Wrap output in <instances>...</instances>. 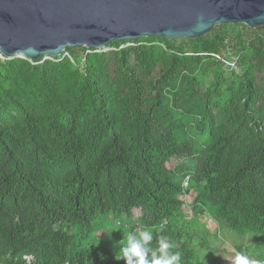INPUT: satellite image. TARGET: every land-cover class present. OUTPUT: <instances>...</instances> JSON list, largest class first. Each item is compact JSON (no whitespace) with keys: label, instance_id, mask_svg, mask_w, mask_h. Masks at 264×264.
Segmentation results:
<instances>
[{"label":"trees","instance_id":"1","mask_svg":"<svg viewBox=\"0 0 264 264\" xmlns=\"http://www.w3.org/2000/svg\"><path fill=\"white\" fill-rule=\"evenodd\" d=\"M107 48L0 58V264H126L131 227L96 235L110 220L206 264L190 192L264 263V26Z\"/></svg>","mask_w":264,"mask_h":264},{"label":"water","instance_id":"2","mask_svg":"<svg viewBox=\"0 0 264 264\" xmlns=\"http://www.w3.org/2000/svg\"><path fill=\"white\" fill-rule=\"evenodd\" d=\"M220 24L264 26V0H0V54L35 60L149 36L195 39Z\"/></svg>","mask_w":264,"mask_h":264},{"label":"rangeland","instance_id":"3","mask_svg":"<svg viewBox=\"0 0 264 264\" xmlns=\"http://www.w3.org/2000/svg\"><path fill=\"white\" fill-rule=\"evenodd\" d=\"M103 50L107 51L108 48H104ZM176 163L177 159L171 158L168 162V167L171 168ZM186 184L187 182H185L184 185ZM194 197V192L184 195L187 204V207H185V214L187 220L194 218L196 231H199L200 229L202 230V233L196 238V240L200 243H204L206 247L202 248L198 245V241L195 242V254L202 262L206 264H231V260L238 252L235 246L242 245L244 255L248 256L252 261L257 262V264H264L257 261V253H254V249L256 248L252 236L237 235L235 232L226 229L224 225L219 224L205 211L195 216L190 206ZM139 214V211H135L136 216ZM126 226L131 227L132 233L137 235L140 232L145 231L138 223H132L127 220H110L109 223L104 226L103 230L96 232V235L104 245L107 242V236L111 231L115 232L118 231L117 228H120L119 231L122 232L123 228Z\"/></svg>","mask_w":264,"mask_h":264},{"label":"clouds","instance_id":"4","mask_svg":"<svg viewBox=\"0 0 264 264\" xmlns=\"http://www.w3.org/2000/svg\"><path fill=\"white\" fill-rule=\"evenodd\" d=\"M137 236L139 238H137ZM153 234L149 230L140 232L138 235H127V243L120 249L122 255H116V259H126V264H181V253L171 251L172 245L163 238L158 241V249L152 248ZM153 251L151 259L148 253ZM231 264H257L242 252H237L231 260Z\"/></svg>","mask_w":264,"mask_h":264},{"label":"built area","instance_id":"5","mask_svg":"<svg viewBox=\"0 0 264 264\" xmlns=\"http://www.w3.org/2000/svg\"><path fill=\"white\" fill-rule=\"evenodd\" d=\"M22 57V56H21ZM0 58L4 59V57L0 54ZM22 58H26V57H22ZM52 57L50 56H45L44 59H51ZM32 60V59H30ZM225 64L227 66H229L230 68H236V64H235V61L234 60H230V61H225Z\"/></svg>","mask_w":264,"mask_h":264}]
</instances>
